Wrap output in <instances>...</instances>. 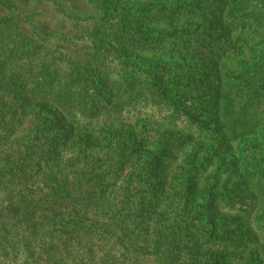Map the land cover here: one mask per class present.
Listing matches in <instances>:
<instances>
[{
	"label": "rangeland",
	"instance_id": "374dc122",
	"mask_svg": "<svg viewBox=\"0 0 264 264\" xmlns=\"http://www.w3.org/2000/svg\"><path fill=\"white\" fill-rule=\"evenodd\" d=\"M37 1H29L34 20L46 16L50 31L41 35L51 36L45 42L47 49L37 50L38 64L49 61L47 65L59 69L60 74L74 70L80 82L78 66L89 61L82 50L102 47L89 37L97 30L84 26L82 32L77 31L87 22L85 16L57 10L53 0L46 5ZM99 1H105L103 8L114 13L133 15L134 23L144 22L148 34L162 39L157 48L129 54L138 55L132 57L138 62L143 60L139 56L146 58L143 65L152 72L148 76L151 86L154 72L162 69L167 73L160 74L159 85L164 87L168 79L170 85L163 92L136 85L130 97L137 98L133 102L113 86L111 108L100 104V97L92 101L96 103L90 109L67 100V106L61 100L55 103L53 97H47V90L45 97L33 99L29 86L20 91L10 83L9 93L0 98V264H237L239 249L232 253L230 246L221 250L211 242L230 234L231 245L237 235L251 234L243 223L246 211L252 208L253 191L247 192L245 184L252 166L247 168L239 147L249 142L248 138L256 139L257 134L239 141L214 131L217 114L213 101L218 95L217 76L223 83L222 97L226 93L232 97L233 75L260 58L264 35L252 23L229 26L227 19L215 17L224 0H201L203 23L222 30L224 36L219 48L212 50L198 31L193 32L180 58L172 56L171 50L169 53L170 37L161 35L171 34L175 28L178 0ZM75 5H86L89 17L102 14L94 0H76ZM105 31L99 29L100 38L117 49L119 44L106 38ZM117 61L118 57L111 55L104 59L112 77ZM67 72L62 79L68 78ZM177 86L187 100H178ZM58 90L56 86L54 91ZM40 92H45L44 87ZM25 102L30 111L43 109L35 131L23 118L33 119L29 109L23 114ZM114 102H119L120 110ZM229 102L226 111L234 117L241 102ZM116 144L125 145L122 159L119 155L124 153L114 150ZM108 149L109 154H104ZM111 154L117 156L109 158ZM66 179L75 181V186L65 184ZM89 180L91 189L85 188L91 184ZM77 181H81L80 186ZM67 189L89 195L88 206H83L76 218L92 222L73 223L68 218L74 217L68 215L64 226L47 222V226L28 228L18 222L21 214L33 209L35 200L50 199V192ZM56 210L74 213L72 206ZM60 212L50 214L62 216ZM253 232L261 238L255 229ZM204 238L199 255L187 256L196 241ZM165 240L170 242L163 257L155 248ZM181 242L186 249H181ZM260 247L253 245L249 253L264 259V248Z\"/></svg>",
	"mask_w": 264,
	"mask_h": 264
},
{
	"label": "trees",
	"instance_id": "16d2710c",
	"mask_svg": "<svg viewBox=\"0 0 264 264\" xmlns=\"http://www.w3.org/2000/svg\"><path fill=\"white\" fill-rule=\"evenodd\" d=\"M29 1L30 0H0V98L6 93H9L8 86L13 82L20 91H23L25 87L27 88L29 86L31 88L30 96L33 99L34 96L36 98L41 95L45 97L47 90L49 92L47 97H53L55 103L61 100L62 104L67 106L65 103L67 100L69 104H85V106L87 105L88 108L92 109L93 103H96L92 101L95 99L99 100V98L102 97L99 103L107 107V109H110L111 95L113 94L111 87L113 86L122 94H127L125 98H128L129 102L137 100V98H134L135 96L130 98L133 91L136 89V85L143 86L141 88L147 86L146 89H151V87H153L155 91L159 92H163L165 88L169 87V79L167 85L164 87H160L157 80L160 74L167 73L165 69L156 70L157 72H154L152 80L154 79L155 83L154 86H151L148 76L152 72L143 65V61L146 58L139 56V59L143 60L142 62H138L132 59L133 56L138 55H132L134 53L129 54V51L146 52L152 48H157L162 39L158 36L148 34V30L143 29L145 27L144 22L140 21L134 23L132 19L133 15L126 12L114 13L108 8H103L105 1L94 0L96 7L98 6V8L102 9V14L97 18L92 16L89 17V11L86 5L77 7L75 5L76 0H53L55 2H52L53 5L57 7V10L61 9L63 12L67 10L68 12H79L81 17L85 16L87 22H85L84 25L80 24L79 26L81 27H79L77 31L82 32L84 26H92L97 30L96 32H91L93 34H90L89 37L98 41L102 47L94 48L92 51L82 50L83 53L85 52V56L87 55L89 61H87L86 64L81 63L78 66L79 71L77 73H79L80 82L78 78L74 76V70L66 71L68 78L62 79V76L66 72L60 74L59 69L48 66L47 64L51 62L46 61L43 66L39 65L37 62L39 54L37 50L47 49V47H45V42L49 41L51 37L48 35H41V33L45 34L50 31L48 28L49 19L44 16L42 20H34L35 15L33 6H29ZM49 1L50 0H40V3H37L39 2L38 0L36 3L38 5H46ZM80 1L84 2V0ZM200 1L201 0L177 1V10L173 16L175 28L171 34H161L165 37H170L168 49L169 53L170 50L173 52L172 56L183 58L182 49L186 41L189 40L191 33L196 31L199 32L202 40L210 43L212 50L219 48L224 36L223 31H217L213 27L203 23L201 19L202 13L199 7ZM31 10L33 11L31 12ZM215 17L227 19V21H229V26H234L236 24L235 22L242 24V26L243 24L247 25L252 23L256 26V30L260 31L259 33H261V35H264V0H224L223 6L216 12ZM116 19H118V23H112L113 20ZM99 29L106 30L105 37L117 42L119 47L113 49L108 46L107 42L100 38ZM172 45L178 46L170 49ZM207 52L211 53V49ZM108 55L118 57L119 59L116 63L118 69L115 71L116 73L113 77L104 62V59ZM259 57L260 58H258L256 62L249 66H245L239 73L233 75L231 82L233 84L234 93L232 97H229L231 95L229 93H226V96L223 95L222 97L223 90L221 89L223 83L220 76H217L216 90L218 95L213 101L214 110L217 114L213 118L214 124L212 129L214 131H220L226 137L228 135L239 141H244L245 138L250 137L252 134H257L256 139L248 138L247 141L249 142L245 141L239 147L241 158L247 163V168L252 166V170L249 171L245 179V184L248 189L247 192H249V190L253 191L252 208L246 211L243 223L246 229H250L251 232L249 233L251 234L244 233L240 236L237 235L234 242H231L232 246L228 244V241H230L228 239L230 234H227L225 237H217L219 242H211L212 245L221 246V250H228L230 246L231 248L229 251L232 253L238 252L239 261L237 264H264V259L259 258L258 255L249 253L253 245L258 244V246L261 245L260 248H264V48L261 50ZM170 76L171 75H169V77ZM61 81L62 83L60 85ZM56 86L59 89L58 92L54 91ZM41 87H44L45 92H40ZM179 88L178 86L176 87V97H178L180 101L187 100L185 92ZM61 96H64L66 99L62 100ZM139 98L140 101H147L145 98ZM232 100L238 103V105L241 102L239 113L234 115V117L231 113L228 114L226 111L227 104ZM118 103L119 102H114V106L118 107L120 105ZM24 108L23 114L27 115L31 106L25 102ZM118 108L120 110L121 106ZM42 110L43 109L36 108L30 111V113L33 114V119L29 116L28 117L31 119L23 117L30 127L33 125L34 131L35 129L37 130V123L43 116ZM173 111L177 114L175 109H173ZM94 112L95 109L89 111V113L92 114ZM90 121L92 123V120ZM33 139H38V136H34ZM123 147H125L124 144H122V146L116 144L114 147V150L116 149L118 153L120 151L121 154L124 153L119 155L121 159L126 154ZM130 150H132V148ZM109 152L108 149L104 154L108 155ZM115 155L117 156V154ZM114 156L111 154L109 158ZM89 182H91V180H89ZM64 183L75 186V181L71 182L68 179L64 180ZM77 184L80 186L81 181H77ZM92 184V182L91 184H87L85 188H93ZM95 196L100 200L98 194ZM47 197L50 199H47ZM47 197H45L47 200H35L36 202L33 209L21 214L18 222L28 228H32L39 224L47 226L49 225L46 224L47 222L64 226L68 222V220L63 221L67 215L68 217H74L68 218L73 223L83 224L85 220L92 222L89 218H76L82 207H85V205L88 206L87 201L89 195H85V193H80L78 191H68L67 189L65 192L52 191ZM65 206L73 207V215L69 212L65 214L56 210L64 208ZM75 208L77 210H75ZM51 211L60 212L62 216H59L57 213L50 214ZM35 215L44 219L45 222L41 223L40 219ZM253 228L258 232L257 235L261 236V238L255 237L254 233L256 232H253ZM204 233L207 234L206 236H210V234L208 235L209 230H206ZM204 240L205 238L203 240L198 239L190 248V252L187 251V256H198L200 246L204 244ZM168 242L170 241H166L164 244H157L155 248L156 254H162L163 257L167 256L165 254V248ZM181 243L182 244L179 243L181 249H186V244L184 242ZM235 244L237 247H234ZM234 248L239 250L236 252ZM246 254L247 256H245ZM244 256L250 260L249 263H244Z\"/></svg>",
	"mask_w": 264,
	"mask_h": 264
}]
</instances>
